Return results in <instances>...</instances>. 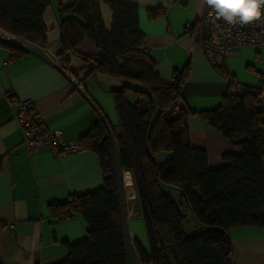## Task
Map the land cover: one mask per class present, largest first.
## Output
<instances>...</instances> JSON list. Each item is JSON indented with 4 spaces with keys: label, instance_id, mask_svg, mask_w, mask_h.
Returning a JSON list of instances; mask_svg holds the SVG:
<instances>
[{
    "label": "trees",
    "instance_id": "1",
    "mask_svg": "<svg viewBox=\"0 0 264 264\" xmlns=\"http://www.w3.org/2000/svg\"><path fill=\"white\" fill-rule=\"evenodd\" d=\"M113 13L107 29L101 4ZM51 0H0V28L34 44H47L44 12ZM62 66L72 51L88 65V72L120 80L111 89L118 130L113 131L120 167L132 174L137 211L149 243L146 252L134 245L141 264H234V245L228 230L237 226L264 228V109L258 107V90L230 89L221 105L209 111H190L183 103L182 84L188 67L163 82L145 47L137 4L120 0H74L59 9ZM159 10H148L156 18ZM91 38L100 52L77 50ZM9 48L13 56L28 51ZM220 70L224 72L223 67ZM181 102V108L172 106ZM198 114L220 131L239 153H225V165L208 166L207 153L193 146L188 117ZM85 150L97 154L103 184L49 204L56 219L80 214L86 236L69 243L67 255L53 264H128L126 240L115 175L114 154L107 129L98 117L79 139ZM162 153H169L160 160ZM177 194V196L174 194ZM191 215L196 227L186 228ZM194 228V229H193Z\"/></svg>",
    "mask_w": 264,
    "mask_h": 264
},
{
    "label": "crops",
    "instance_id": "2",
    "mask_svg": "<svg viewBox=\"0 0 264 264\" xmlns=\"http://www.w3.org/2000/svg\"><path fill=\"white\" fill-rule=\"evenodd\" d=\"M73 1L51 0L43 16L47 44H35L61 67L62 59L58 56L60 21L66 15L59 16L58 11ZM120 1L138 5L145 47L163 82L172 83L174 72L188 67L182 96L190 111L217 108L223 96L233 90L232 84L258 90V107L264 109V48H233L224 57L222 65L214 67L198 41L188 32L187 23L201 18L204 0ZM150 9H157L161 14L149 18ZM101 14L109 29L113 13L104 2ZM77 50L92 57L100 52L91 38H84ZM64 57L70 63L67 70L110 121L116 116L111 89L119 85L120 80L88 72L89 63L72 51ZM220 67L225 71L222 72ZM19 100H32L42 124L47 129L59 130L66 141L79 140L99 116L48 61L31 52L13 56L12 51L0 43V261L3 264H53L67 255L64 241L74 243L84 238L87 225L80 214L56 219L50 215L49 204L100 187L103 174L97 154L90 150L56 155L48 148L34 150L29 147L15 119ZM188 128L193 146L207 153L210 168L225 165V153L241 152L238 145L231 144L196 113L189 115ZM262 129L264 133V125ZM123 179L126 195L129 184L135 194L131 172L124 171ZM192 218L187 222L188 230L197 226ZM130 230L149 252L145 227L137 224V230L131 227ZM228 234L234 245V264H264V228L237 226L230 228Z\"/></svg>",
    "mask_w": 264,
    "mask_h": 264
},
{
    "label": "built area",
    "instance_id": "3",
    "mask_svg": "<svg viewBox=\"0 0 264 264\" xmlns=\"http://www.w3.org/2000/svg\"><path fill=\"white\" fill-rule=\"evenodd\" d=\"M261 12L259 21L241 26L229 24L222 19L216 20L212 9L205 4L201 18L196 22L187 23L186 28L198 41L208 62L214 67H219L233 48H264V6H261ZM6 32L0 28V34ZM232 86L236 93H241L244 88L239 84ZM181 106V102H176L172 110L178 111ZM15 119L22 129L25 142L34 150L48 148L56 155L85 151L79 140L66 141L59 130L47 129L36 113L32 100L17 101Z\"/></svg>",
    "mask_w": 264,
    "mask_h": 264
},
{
    "label": "water",
    "instance_id": "4",
    "mask_svg": "<svg viewBox=\"0 0 264 264\" xmlns=\"http://www.w3.org/2000/svg\"><path fill=\"white\" fill-rule=\"evenodd\" d=\"M0 43L12 48L22 49L31 53H34L46 61H48L50 64H52L59 72H61L64 77L77 89V91L88 101V103L95 109L97 112L99 118L104 123L109 138L112 143L113 147V154H114V165H115V175L117 178V187H118V194L120 199V207H121V216H122V222H123V229L125 234V240H126V250H127V256H128V264H141L139 255L137 253V250L134 245L135 236L130 230L129 227V209H128V198L126 195V189L124 185V179L123 174L125 169H122L120 167L119 163V157H118V148L116 139L114 137V134L112 132V129L109 125V122L106 118V116L102 113V111L99 109L95 101L81 88L80 82L76 81L75 77L66 69L58 64H56L52 59L44 55L34 43L16 35H12L8 32L1 33L0 34ZM0 264H3L0 261Z\"/></svg>",
    "mask_w": 264,
    "mask_h": 264
},
{
    "label": "clouds",
    "instance_id": "5",
    "mask_svg": "<svg viewBox=\"0 0 264 264\" xmlns=\"http://www.w3.org/2000/svg\"><path fill=\"white\" fill-rule=\"evenodd\" d=\"M204 3L212 9L216 20L241 26L259 21L264 6V0H204Z\"/></svg>",
    "mask_w": 264,
    "mask_h": 264
},
{
    "label": "rangeland",
    "instance_id": "6",
    "mask_svg": "<svg viewBox=\"0 0 264 264\" xmlns=\"http://www.w3.org/2000/svg\"><path fill=\"white\" fill-rule=\"evenodd\" d=\"M111 121V122H110ZM110 121H108L109 122V125H110V127H111V129L113 130V131H117L118 130V126H117V115L115 116L114 115V117L112 118V119H110ZM169 156V153H162V156H159V158H160V160H164L165 158H167ZM128 199H129V197H128ZM130 201V200H129ZM129 204H130V202H128V209L130 208L131 209V207L129 206ZM136 208H137V205H136ZM129 209V210H130ZM131 211V210H130ZM191 215H189L188 217H187V219L189 220V219H191ZM129 221H130V227L131 228H133L134 230H137V224L141 227V228H143L144 229V221L142 220V218L140 217V215L138 214L135 218H130L129 219ZM128 221V222H129ZM192 221H195L194 220V218H192ZM194 223H196V222H194ZM187 225V224H186Z\"/></svg>",
    "mask_w": 264,
    "mask_h": 264
},
{
    "label": "bare ground",
    "instance_id": "7",
    "mask_svg": "<svg viewBox=\"0 0 264 264\" xmlns=\"http://www.w3.org/2000/svg\"><path fill=\"white\" fill-rule=\"evenodd\" d=\"M127 195L129 197V200H130L129 202H130V207H131L130 216H131V218H135L138 215L139 210L137 211L135 194H134L132 186L130 184L127 187Z\"/></svg>",
    "mask_w": 264,
    "mask_h": 264
}]
</instances>
